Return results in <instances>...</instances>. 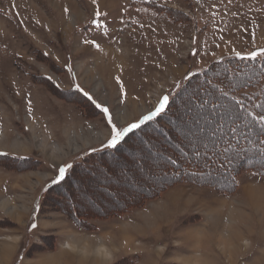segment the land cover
Listing matches in <instances>:
<instances>
[{"label": "rangeland", "instance_id": "rangeland-1", "mask_svg": "<svg viewBox=\"0 0 264 264\" xmlns=\"http://www.w3.org/2000/svg\"><path fill=\"white\" fill-rule=\"evenodd\" d=\"M262 50L264 0H0V155L28 159L0 157V264H264V176L255 171L229 192L176 185L89 219L92 230L76 224L67 200L84 211L118 206L165 182L153 150L181 156L153 148L161 134L150 126L90 162L109 139L97 105L126 127L163 95L191 98L187 109L176 100V132L163 125L170 143L201 148L224 131L212 106L236 114L227 101L212 105L201 78L188 79Z\"/></svg>", "mask_w": 264, "mask_h": 264}, {"label": "trees", "instance_id": "trees-1", "mask_svg": "<svg viewBox=\"0 0 264 264\" xmlns=\"http://www.w3.org/2000/svg\"><path fill=\"white\" fill-rule=\"evenodd\" d=\"M216 68L220 69L219 73L215 72ZM196 78H201V82H204L208 89L217 95L216 98H209L212 105L217 104L216 101L219 105L220 102L227 101L235 110L234 114L237 116H233L232 110L227 111L217 106L211 107L212 109L217 108L215 115L222 123V128H224V131L222 130L219 133L222 135L218 138L215 137V140L201 148L191 149L188 152L183 150L182 142L172 141L170 143L171 138L168 131H166L168 128L163 125L164 121H167L171 129L174 127L173 129L176 132L175 110L167 113L159 122H150L142 130L135 131L130 136L141 134L142 131L151 126V129L161 134L160 138L153 139L155 141L153 148L157 149V147L162 146L163 150L166 148L170 153L180 154V158L177 160L164 155L159 150H153L154 154L164 158L165 182L153 192H144L138 198L130 199L110 209L102 211L96 207L92 211H84L78 207L74 200L67 198L69 205H71V210L68 211L69 215L78 226L89 230L92 226L89 219L94 220L96 218L120 215L139 202L152 199L164 190L176 185L191 184L229 192L238 186L239 176L245 171H255L264 176V164L261 163L262 154L260 152V149L264 148V144L260 143L264 137L258 136L254 127L250 125L251 117L264 111V109L258 107L264 104V59L251 60L244 56L222 58L217 61L215 68L210 69V72L203 71L192 75L187 81L188 85ZM173 99L177 100L176 95H174ZM170 115L171 117L169 118ZM150 128L148 129L151 130ZM179 134L181 135L180 131ZM117 150L103 148L91 151L88 153L90 162H94L93 159L100 160L101 158L116 156ZM4 156L19 161L28 160L22 157L0 155V157ZM85 159L87 160V158ZM86 160L83 162L79 161L77 164H83L81 167L85 169L84 165H87V161H89ZM68 172L65 173L63 181L54 183V187H60L68 181L70 174H72V172ZM221 179L222 182H220Z\"/></svg>", "mask_w": 264, "mask_h": 264}, {"label": "snow or ice", "instance_id": "snow-or-ice-1", "mask_svg": "<svg viewBox=\"0 0 264 264\" xmlns=\"http://www.w3.org/2000/svg\"><path fill=\"white\" fill-rule=\"evenodd\" d=\"M261 55H264V50H262L260 53L254 52L248 58L251 60H256L258 56ZM85 95H87V93H85ZM89 99H91V97H89ZM177 99H180L181 104L187 109V105L191 101V98H189L188 101H185L183 96L178 94ZM97 107L100 108L101 112L107 118V125L109 126V139L107 140L105 147L107 149L113 150H117L119 146L124 143L126 139L129 138L130 135L133 134L135 131L142 130V128L148 125L150 122H159V120L162 119L167 113L172 112L174 107L177 113L180 111L179 106H176L175 99H172L170 94L163 95L158 99V102L155 105L154 109L149 111L147 114L143 115L137 122L130 123L126 127H120L113 122V118L106 107H101L100 105H97ZM258 107L264 109V104H261ZM250 125L254 127L258 136L264 137V111L257 113L256 116H252L250 120ZM260 143L264 144V139H262ZM260 152L262 154L261 163L264 164V148H261ZM70 167L71 166L69 165L67 167L60 168L59 176L57 180L53 182L59 183L60 181H63L65 179V173Z\"/></svg>", "mask_w": 264, "mask_h": 264}, {"label": "bare ground", "instance_id": "bare-ground-1", "mask_svg": "<svg viewBox=\"0 0 264 264\" xmlns=\"http://www.w3.org/2000/svg\"><path fill=\"white\" fill-rule=\"evenodd\" d=\"M214 113H215V112H214ZM111 177H112V176H111ZM96 198H97V197H96ZM97 200H98V199H97ZM99 201H100V200H99ZM96 207H97V206H96ZM125 241H126V240H125ZM10 247H11V246H9V249H11ZM68 248L71 249V250H73V247H72L71 245H68ZM104 250H105V249H104ZM101 252H102V251H100V253H101ZM105 252H106V251H105ZM106 254H107V253H106ZM101 255H102V253H101ZM5 256H6V255H5ZM5 256H4V257H5ZM10 256H11V255H10ZM13 257H14V256H13ZM104 257H106V256H104ZM11 260H12V259H11Z\"/></svg>", "mask_w": 264, "mask_h": 264}, {"label": "crops", "instance_id": "crops-1", "mask_svg": "<svg viewBox=\"0 0 264 264\" xmlns=\"http://www.w3.org/2000/svg\"><path fill=\"white\" fill-rule=\"evenodd\" d=\"M9 242H11V240H10ZM17 245H18V244H17ZM11 247H12V246H11ZM16 254H17V252H16ZM16 254H15V255H16Z\"/></svg>", "mask_w": 264, "mask_h": 264}]
</instances>
